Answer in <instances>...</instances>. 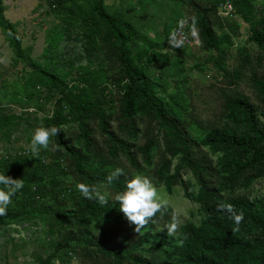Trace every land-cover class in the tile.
Instances as JSON below:
<instances>
[{"label":"rangeland","instance_id":"rangeland-1","mask_svg":"<svg viewBox=\"0 0 264 264\" xmlns=\"http://www.w3.org/2000/svg\"><path fill=\"white\" fill-rule=\"evenodd\" d=\"M227 0H104L107 10L130 21L138 32V40L132 46L133 59L137 61L139 54L143 57L145 50H163L166 37L173 26L181 19L190 25V36L193 44L178 52H167L152 57L148 76L152 80L157 95L167 99L169 95L180 96L183 107L182 119L187 122L180 129L188 133L189 141L198 158L216 168L220 156L211 155L207 147L198 144L197 139L203 132L191 123L196 119L202 125L221 127L225 122L224 103L228 97L237 94L247 96L257 106H261L260 93L253 84V78L264 74V52L251 40L250 24L234 13L228 16L222 12V4ZM251 19L260 20L264 14V0H249ZM4 17L17 32L25 59L16 57L7 36L0 28V162L15 159H38L41 161L44 174V186L50 187L54 179L57 186L51 192L57 195L47 199L32 198L28 213L19 220H8L0 226V264H38L42 259L51 256L57 241L67 231L87 228L96 238L98 244H104L103 235H109L124 247L146 233L160 231L171 220L173 210L179 212L182 225L200 224L199 205L183 195V188L178 184L168 194L158 180L156 171L165 158L163 131L151 118L136 115L128 120L122 116V91L124 74L114 49L109 48L101 37L97 38L98 46L87 55L88 43L82 33L85 23L91 22L104 32V26L92 10L90 0H69L68 9L59 10L54 0H2ZM215 7V10L212 8ZM208 11V19L217 36H228L231 45L226 47V57L221 64L216 63L214 50L206 49L200 43L196 25L195 36L191 35L192 18L202 11ZM161 54V53H160ZM27 59L37 67L53 72L63 80L73 92L89 94L87 81L104 84L107 87L109 102L104 107L110 119V130L119 138L128 141L136 155L139 169L131 167L127 159L120 153L113 157L110 144L100 130L98 121L86 122L94 141L90 159L85 165L88 175L95 169L113 173L122 168V176L132 179L135 175L147 176L157 187L161 197L169 200L170 213L166 218L157 220L152 229L147 226L140 233L127 221L111 219V221L95 220L86 217L84 220L72 214V201L69 195L61 200V194L69 187L75 196L82 195L77 189L78 183L99 186L100 191L108 197L103 205L111 212L119 211V203L114 196L115 191L105 185L88 183L76 172L73 161L59 149L54 136L49 149H41L39 156L31 151V137L37 127H52L50 118L55 109L58 92L49 87L36 71L27 64ZM241 71V79L236 81L232 74ZM86 96V95H85ZM67 116V109H64ZM137 130L136 136L131 134L130 127ZM65 137L71 145L87 155L84 143L79 137V127L75 122L62 126ZM155 138L157 146L152 152L151 163L147 165L137 148L150 139ZM53 145L55 148H53ZM179 158L172 160L173 167ZM182 179L191 183L190 191L197 192V184L190 170L184 167ZM211 187L217 188L219 175L210 176ZM223 194H227L224 192ZM234 194L243 195L264 210V176L256 177L249 188H238ZM19 194L12 196L8 209L14 208L16 201L21 200ZM55 200V201H54ZM67 216L68 222L62 223L60 218ZM239 232L250 244L259 246L264 253V239L260 228L243 222ZM178 237V236H177ZM174 237V238H177ZM95 240V241H96ZM112 252L110 246L105 244ZM87 250L80 244L73 243L65 251L56 253L51 264H60L63 259L67 264H112L110 259L88 246ZM122 264H129L124 261Z\"/></svg>","mask_w":264,"mask_h":264},{"label":"trees","instance_id":"trees-1","mask_svg":"<svg viewBox=\"0 0 264 264\" xmlns=\"http://www.w3.org/2000/svg\"><path fill=\"white\" fill-rule=\"evenodd\" d=\"M68 1L54 0V4L59 10H66ZM90 1L94 14L104 26V32L96 25L91 27L92 18H90L91 22L85 23L82 36L88 43L87 55H90L91 49L98 46V37H101L109 48L115 50L125 81L121 86L122 116L131 120L136 115H141L157 122L163 131L164 153L169 157L163 160L156 171L158 180L168 194H171L173 188L179 184L183 188L184 197L199 205L201 219L199 225L187 223L180 227L179 232L187 235L183 246L177 244V239L183 238L182 236L168 237L166 230L146 232L126 247L106 234L103 235L104 244H98L95 236L87 228L75 232L69 230L56 242L52 255L44 260L41 259L38 264H51L56 253L68 250L73 243L80 244L87 250L88 246L95 247V250L108 257L112 264H122L124 261L129 264H264V253L261 255L259 246L247 242L239 231L233 232L234 222L229 219L230 213L217 209L219 203L231 204L237 214H243V222L260 228L264 239V210L245 196L234 194L236 189H247L256 177L264 176V74L259 78H253V84L261 95V106L254 105L247 96L237 94L225 100V122L221 127H206L196 119L190 120L203 132V135L197 139L198 144L207 147L211 155L220 154L216 168H211L204 158L197 157L188 133L180 129V126L185 128L187 125L182 119L184 110L180 105V96L169 95L167 99L158 96L148 76L152 57L156 53L162 55L163 50L157 51L153 48L145 50L143 57L139 54L135 61L131 48L138 40V32L134 25L110 13L104 0ZM229 1L235 13L241 16L244 22L250 24L251 40L264 52V14L259 21L254 22L249 12L251 8L249 0ZM212 9L215 10V7ZM208 11L199 12L195 19L199 40L204 48L215 51V61L221 64L226 57L227 46L224 43L226 42L227 45L231 43L228 36L219 37L215 34L207 17ZM0 28L7 36L16 57L25 59L15 27L4 17L2 0H0ZM189 29L190 25L188 31ZM27 64L49 87L58 92L55 109L49 122L52 127L60 129V132L54 136L55 143L73 161L79 176L90 184L105 185L115 191H124L128 177L121 175L108 183L107 177L111 173L97 168L88 175L85 170L94 146L91 130L86 124L91 119L98 121L100 130L111 146L112 156L116 157L118 151L127 159L131 167L139 169L132 145L110 130V119L104 110L109 102L107 87L104 84L87 81L89 94L73 92L53 72L37 67L28 59ZM232 77L236 81L240 80L241 71L235 70ZM65 108L67 116L64 114ZM70 122L78 124L79 137L84 143L87 155L72 146L70 140L65 137L62 126ZM130 130L131 134L136 136V128L131 126ZM156 146V139L150 138L137 148V152L142 155L147 165L151 163L152 152ZM177 157L179 162L171 172L172 160ZM184 167L190 170L196 181L195 194L190 191L191 183L182 179L181 171ZM42 168L41 161L36 158L0 162V174L23 179L24 182V187L16 193L22 199L16 201L14 208H7L5 215H0V226L8 220L16 221L24 217L29 211L28 206L32 203L30 201L32 198L47 199L53 196L51 191L55 189L57 182L51 179L50 187L47 189L43 184L45 177ZM213 172L220 178L217 188L211 187L210 184L209 178ZM224 192L227 194H223ZM66 195H69L72 201V214L79 220L90 217L97 221L102 219L107 222L111 219L127 221L122 213L111 212L108 207L95 200H88L83 195L75 196L69 187L61 194V200L65 199ZM53 197L57 199L56 194ZM170 211L168 208L163 218H166ZM68 220L67 216L60 218L62 223ZM147 227L152 229L154 224L150 222ZM105 244L111 247L112 252ZM261 249L263 250L264 247ZM58 261L60 264H67L63 259Z\"/></svg>","mask_w":264,"mask_h":264},{"label":"clouds","instance_id":"clouds-1","mask_svg":"<svg viewBox=\"0 0 264 264\" xmlns=\"http://www.w3.org/2000/svg\"><path fill=\"white\" fill-rule=\"evenodd\" d=\"M188 21L181 19L178 21V29L173 30L168 38V44L172 48H183L187 42V34L183 29ZM196 34V20L192 18L191 35ZM60 132L57 127H37L31 137L30 146L34 156H39L41 149H49L51 138ZM53 148L55 146L53 145ZM124 174L122 168H116L115 172L107 177V182L111 183L115 178ZM0 215L6 214V209L11 203L12 196L24 187L23 179H14L8 175L0 174ZM76 189L88 200H95L99 204L106 205L108 197L100 191L99 186H90L85 183H78ZM115 202L119 203V211L122 212L129 225L134 226V231L140 233L150 222L157 223L158 219H163L170 206L169 200L161 197L156 186L147 176L135 175L126 182L124 191L114 196ZM217 209L230 213L229 219L234 222L233 232L240 230V225L244 220L242 213L237 214L231 204L219 203ZM159 214V216H158ZM182 225L179 212L173 210L171 220L164 225L162 231L167 232L168 237L182 236L177 239L178 246H183L187 235L180 233Z\"/></svg>","mask_w":264,"mask_h":264},{"label":"built area","instance_id":"built-area-1","mask_svg":"<svg viewBox=\"0 0 264 264\" xmlns=\"http://www.w3.org/2000/svg\"><path fill=\"white\" fill-rule=\"evenodd\" d=\"M222 12L228 16H232L234 13H235V10H234V7L233 5L231 4V2L229 0L225 1L223 4H222ZM178 29V23H176L174 26H173V30H177ZM171 31V32H172ZM170 32V33H171ZM183 32L185 34H187V42L184 44L183 48H172L169 46L168 44V38H169V35L166 37V40H165V44H164V49H163V53H167V52H178L179 50H182L184 48H188L190 46H192L193 44V41H192V38L190 36V32L188 31V24L187 26L183 29Z\"/></svg>","mask_w":264,"mask_h":264}]
</instances>
